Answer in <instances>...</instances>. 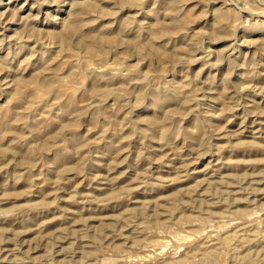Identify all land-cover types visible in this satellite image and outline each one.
I'll return each instance as SVG.
<instances>
[{
    "label": "rangeland",
    "instance_id": "rangeland-1",
    "mask_svg": "<svg viewBox=\"0 0 264 264\" xmlns=\"http://www.w3.org/2000/svg\"><path fill=\"white\" fill-rule=\"evenodd\" d=\"M0 264H264V0H0Z\"/></svg>",
    "mask_w": 264,
    "mask_h": 264
}]
</instances>
